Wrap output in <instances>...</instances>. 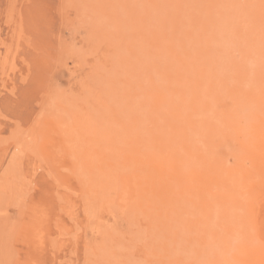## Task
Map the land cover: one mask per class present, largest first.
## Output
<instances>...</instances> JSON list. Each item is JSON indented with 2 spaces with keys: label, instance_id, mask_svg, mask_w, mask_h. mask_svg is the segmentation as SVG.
<instances>
[{
  "label": "rangeland",
  "instance_id": "obj_1",
  "mask_svg": "<svg viewBox=\"0 0 264 264\" xmlns=\"http://www.w3.org/2000/svg\"><path fill=\"white\" fill-rule=\"evenodd\" d=\"M263 49L264 0H0V264H264Z\"/></svg>",
  "mask_w": 264,
  "mask_h": 264
},
{
  "label": "bare ground",
  "instance_id": "obj_2",
  "mask_svg": "<svg viewBox=\"0 0 264 264\" xmlns=\"http://www.w3.org/2000/svg\"><path fill=\"white\" fill-rule=\"evenodd\" d=\"M183 16V15H182ZM223 37V36H222ZM219 41V40H218ZM224 42V41H223ZM225 43V42H224ZM238 45H239V43H238ZM231 46V45H230ZM264 50V49H263ZM240 54V53H239ZM255 55V54H254ZM249 57L251 58V56L249 55ZM248 57V58H249ZM247 58V59H248ZM249 60V59H248ZM264 65V64H263ZM224 66V65H223ZM263 67V66H262ZM119 70V69H118ZM263 70V69H262ZM249 72V71H248ZM247 72V73H248ZM263 72V71H262ZM227 73V72H226ZM230 77H231V75H230ZM144 78V77H143ZM156 81V80H155ZM141 82V81H140ZM142 96V95H141ZM92 102V101H91ZM101 115V114H100ZM166 115V114H165ZM139 121V120H138ZM181 121V120H180ZM256 123V122H255ZM116 125V124H115ZM196 130V129H195ZM64 131V130H63ZM199 145V144H198ZM264 145V144H263ZM220 146H221V144H220ZM171 147V146H170ZM178 147V146H177ZM185 147V146H184ZM222 148H224V147H222ZM221 148V149H222ZM220 149V148H219ZM239 149V148H238ZM80 152V151H79ZM165 154V153H164ZM173 158V157H172ZM162 164V163H161ZM215 165V164H214ZM197 167V166H196ZM190 168V167H189ZM244 168V167H243ZM184 170V169H183ZM163 172H165V171H163ZM192 172V171H191ZM145 173V172H144ZM197 173V172H196ZM195 172H194V174H196ZM205 174V173H204ZM86 176V175H85ZM239 177V176H238ZM227 180V179H226ZM188 183V182H187ZM193 186V185H192ZM220 191V190H219ZM177 192V191H176ZM181 195V194H180ZM187 196V195H186ZM223 196V195H222ZM184 198H185V195L183 196ZM209 197V196H208ZM225 197V196H224ZM200 198V197H199ZM213 198V197H212ZM250 198V197H249ZM182 199V198H181ZM209 199V198H208ZM209 203V202H208ZM215 203V202H214ZM229 203V202H228ZM216 204V203H215ZM211 206V205H210ZM214 206V205H213ZM179 209V208H178ZM195 209V208H194ZM220 209V208H219ZM225 209V208H224ZM180 210V209H179ZM192 210V209H191ZM232 210V209H231ZM199 215V214H198ZM215 215V214H214ZM213 215V216H214ZM230 215V214H229ZM231 217V216H230ZM180 219V218H179ZM217 219V218H216ZM210 220V219H209ZM249 221V220H248ZM212 222V221H211ZM216 222V221H215ZM231 222V221H230ZM214 223V222H213ZM217 223V222H216ZM212 224V223H211ZM185 225V224H184ZM233 229V228H232ZM128 231V230H127ZM162 231V230H161ZM122 234V233H121ZM209 236V235H208ZM204 240V239H203ZM214 240V239H213ZM205 242V241H204ZM218 243V242H217ZM224 243V242H223ZM178 244V243H177ZM194 245V244H193ZM200 246V245H199ZM189 247V246H188ZM219 248V247H218ZM183 249V248H182ZM186 249V248H185ZM182 251V250H181ZM189 251V250H188ZM198 254V253H197ZM175 255V254H174ZM171 256V255H170ZM178 256V255H177ZM181 256V255H180ZM223 261V260H222ZM187 264V263H186Z\"/></svg>",
  "mask_w": 264,
  "mask_h": 264
}]
</instances>
